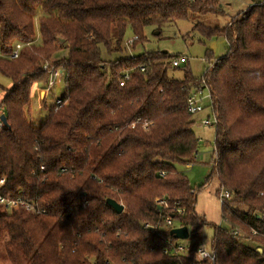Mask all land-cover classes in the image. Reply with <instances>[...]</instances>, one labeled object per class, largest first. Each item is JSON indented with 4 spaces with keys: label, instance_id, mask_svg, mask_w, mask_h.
Listing matches in <instances>:
<instances>
[{
    "label": "trees",
    "instance_id": "16d2710c",
    "mask_svg": "<svg viewBox=\"0 0 264 264\" xmlns=\"http://www.w3.org/2000/svg\"><path fill=\"white\" fill-rule=\"evenodd\" d=\"M219 3L0 0V75L10 83L0 85V116L7 122L0 129V196L43 210L0 206L9 264H191L186 255L163 254L180 240L159 221L163 214L174 215L180 227L206 224L195 212L196 191L177 170L198 154L186 100L201 87V76L191 75L188 61L173 67L164 53L104 60L102 49L111 57L125 50L128 35L137 37L133 49L142 44L147 27L221 15ZM193 29L223 37L229 47L205 72L213 92L205 109L217 124L203 187L215 178V195L229 196L220 208L225 227H214L209 243L214 264H264V0L223 27L196 23ZM15 43L23 47L11 60ZM63 50L64 58L52 59ZM49 61L64 68V92L35 126L31 87L47 83L42 65ZM170 67L183 68L184 76L168 77ZM161 197L169 211L155 205ZM199 241L190 237L185 245L192 251Z\"/></svg>",
    "mask_w": 264,
    "mask_h": 264
},
{
    "label": "rangeland",
    "instance_id": "374dc122",
    "mask_svg": "<svg viewBox=\"0 0 264 264\" xmlns=\"http://www.w3.org/2000/svg\"><path fill=\"white\" fill-rule=\"evenodd\" d=\"M219 8L222 14L215 16L212 14L198 15L192 14L187 21L169 24L155 29L147 27L145 29V39L142 44L136 48L127 47L123 42L125 50L108 57L102 49V58L104 60H115L119 58H129L137 56L143 52H160L167 56L176 57L182 56L188 60V68L191 75L199 78L208 68L212 66L215 60L221 59L228 52V44L223 37L206 38L194 31L196 23H202L209 27H223L230 20L243 14L249 7L255 4V0H219ZM37 22L35 23V40L34 43H40V37L37 30ZM66 56V51H60L52 58L59 60ZM170 59V60H171ZM203 60V61H202ZM51 62V61H49ZM183 65V64H182ZM167 76L174 79H181L184 76L183 68H172L167 72ZM0 85L7 87L10 85L9 80L0 75ZM64 81L60 80L49 93H45L44 99H41V92L44 90V85L34 83L31 87V106L30 118L33 124L38 126L46 118L48 110L62 96L64 92ZM2 93H0V98ZM45 103V104H44ZM45 105V106H44ZM205 111V112H204ZM209 109H204L203 113H195L193 115L195 124L193 127L194 133L199 138L198 154L194 164L190 168L177 167V170L189 181L191 188L196 191L195 212L197 215L205 218L206 224L201 226L200 242L209 246L213 237L214 227H225L221 220L220 201L215 195L218 189L217 180L214 178L203 187L205 179L210 173L212 167L211 158L214 153V132L215 128L212 125L200 127L201 118H206V113ZM175 228L178 225L175 223ZM187 241V240H186ZM185 244V241H179ZM0 264H9L6 260L3 245L0 243Z\"/></svg>",
    "mask_w": 264,
    "mask_h": 264
},
{
    "label": "built area",
    "instance_id": "2783aa9c",
    "mask_svg": "<svg viewBox=\"0 0 264 264\" xmlns=\"http://www.w3.org/2000/svg\"><path fill=\"white\" fill-rule=\"evenodd\" d=\"M136 39H137L136 36H132L131 38H128L125 41V45L127 47H130ZM22 47L23 45L21 43H15L8 58L11 60L16 59ZM187 61L188 60L185 57L176 56L171 59V65L173 67H178L182 64H185ZM42 70L48 74L47 83L44 85V90H43L44 95H45V93H49L50 90L57 83L60 82V80L64 81L65 75H64V68L62 66L60 67L55 66L53 61L44 63L42 65ZM141 71H143V69H141ZM205 72L200 77L201 87L191 92L186 100L188 110L194 114L202 112L206 108V106L210 104L213 98V92L211 88L208 86V84L206 83ZM127 79H128V75L124 74L123 78L119 80L120 81L119 85L123 86ZM44 95L41 98L42 100L44 99ZM216 124H217L216 116L210 113V116L200 120L199 125L200 127H204V126H209V125L216 126ZM2 125H3L2 122H0V129ZM214 153H215V150H214ZM187 168H190V166L188 165ZM160 175L163 176L162 173ZM0 183H3V180H1ZM224 198L227 199L229 198V196L225 193H220L218 197L220 201V205L223 204ZM154 203L158 209L169 211V203H168L167 197L157 198L155 199ZM0 206L4 209H12L13 207H20V208H23L25 211L33 213V214L43 213L42 209L36 208L33 204L29 203L28 201L22 198L9 199V198L0 196ZM175 211L177 214H182L184 212V210L181 208H176ZM173 217L174 215H163L162 214L160 215L161 220L159 222L164 223L165 228H167V230L170 231L171 229L175 228V221L173 220ZM143 228L148 229V228H154V227L148 224H145ZM187 230H188V238L194 237V236H200L202 233L201 228L197 227L196 225L187 227ZM186 240H180V241H186ZM163 254L167 256H172V257H178L179 255H186L188 258L191 259V264H214V261H215V252L211 250V248L207 246L205 243L200 242V241L197 244L196 249L192 251L189 250V247L187 245L182 244L179 241L175 242L174 244H171L170 247L165 248L163 250Z\"/></svg>",
    "mask_w": 264,
    "mask_h": 264
},
{
    "label": "water",
    "instance_id": "95a60500",
    "mask_svg": "<svg viewBox=\"0 0 264 264\" xmlns=\"http://www.w3.org/2000/svg\"><path fill=\"white\" fill-rule=\"evenodd\" d=\"M259 1V0H255ZM44 95V91L41 92V98ZM0 121L4 124V126L7 125L6 118L4 115L0 116ZM106 204L111 207L117 214H121L123 212V205L116 203L113 200H106ZM170 235L176 239V240H186L188 238V230L187 227H178V228H173L170 230ZM258 252L261 253V250L258 249Z\"/></svg>",
    "mask_w": 264,
    "mask_h": 264
},
{
    "label": "crops",
    "instance_id": "0c3cea01",
    "mask_svg": "<svg viewBox=\"0 0 264 264\" xmlns=\"http://www.w3.org/2000/svg\"><path fill=\"white\" fill-rule=\"evenodd\" d=\"M203 61V60H202ZM205 112V111H204ZM201 113H203V111L201 112ZM209 114V111H208V113H206V116ZM201 119H203V118H201Z\"/></svg>",
    "mask_w": 264,
    "mask_h": 264
}]
</instances>
